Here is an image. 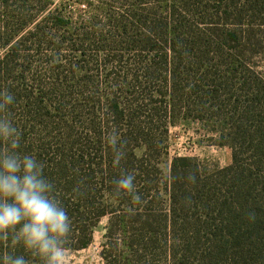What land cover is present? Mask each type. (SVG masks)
Wrapping results in <instances>:
<instances>
[{"label":"trees","instance_id":"obj_1","mask_svg":"<svg viewBox=\"0 0 264 264\" xmlns=\"http://www.w3.org/2000/svg\"><path fill=\"white\" fill-rule=\"evenodd\" d=\"M80 2L0 0V89L13 97L0 117L19 105L18 151L34 152L69 218L66 249L91 244L107 216L103 264H264V77L236 44L264 24V0H96L77 15L89 24L73 27ZM31 46L56 53L45 58L55 78L66 47L68 66L83 71L77 84L12 85ZM92 65L104 86L88 74ZM18 70L24 78L27 69ZM181 119L212 124L231 162L207 171L174 156L161 186L153 158ZM31 124L43 134L29 150ZM122 174L133 176L132 193L116 189ZM162 192L167 208L155 212ZM15 254L39 264L19 246Z\"/></svg>","mask_w":264,"mask_h":264},{"label":"rangeland","instance_id":"obj_2","mask_svg":"<svg viewBox=\"0 0 264 264\" xmlns=\"http://www.w3.org/2000/svg\"><path fill=\"white\" fill-rule=\"evenodd\" d=\"M57 2L58 0H53ZM96 0H81L80 3L73 4L72 7V22L71 25L73 27L78 25H87L88 22L85 19L79 20L77 15L79 13H83V9H85V5L87 2H95ZM204 5V2H202ZM237 7V6H235ZM235 11V8H232ZM203 10L198 8L195 10L197 13H203ZM210 12V9H207ZM202 15V14H200ZM222 17L221 15H219ZM77 17V18H76ZM85 17V16H84ZM234 16H227V21H230V18ZM81 21V22H80ZM223 28L229 29H239L238 25H229V23L225 24ZM241 28H244L242 26ZM251 31L256 32L253 36H243L241 39V45L239 47V43L237 44V51L241 50L245 53H252L251 60L253 62V67L261 73L264 77V24L262 25H253L250 27ZM61 33L58 32L54 36L51 34L53 39L59 38ZM249 39V40H246ZM214 40V38H213ZM215 47V46H214ZM36 46H31V49H27L28 51H23L20 55H27V59L29 60H17L15 66V71L13 72L12 85H17L18 83H41V84H59V85H66V84H77L78 77L83 73V71H79L74 69V67L68 66V62L65 61L71 53L66 47H63L58 54H60V58L62 60L57 61L61 63L62 66L59 69L60 77H50L51 68L50 64L45 61L46 57L51 56V54L56 55L53 51L49 50H41L39 52L35 51ZM223 49L227 51V48L223 46ZM65 57V58H64ZM92 71H89L88 74H92V78L94 79L96 84L103 85L104 81V73L102 71V67H98V70H95V66L92 65ZM27 69L24 73V78H17L19 75L18 69ZM89 69V67H88ZM53 76V75H52ZM65 76V78H64ZM19 105L14 104L13 106H9L8 110L4 112V118L8 119L14 127L20 124L22 119L21 115L19 114ZM32 128L30 129L31 132L26 134V140L24 142L25 146L30 150L33 147V142L38 141L37 137L42 135L43 132L37 134L38 131V124L35 126L30 125ZM213 125L210 123H202L195 120H179L175 126L169 127L168 136L165 141L166 149L161 151L159 155H154L153 163L158 168V171L153 170V176L158 178V182H160L161 186L163 185L165 179L168 176L169 166L171 158L174 156H190L195 157L199 162V165L209 171L214 168H219L228 165L231 162V150L227 145H217L216 143V133L212 130ZM18 133V132H17ZM23 140V138L19 137V141ZM43 142L46 141L42 138ZM28 142L31 143L28 144ZM35 145V144H34ZM46 148V147H45ZM44 153V152H43ZM135 153L139 155L141 153V149L135 150ZM34 152H31L30 155L33 156ZM50 150H47L44 154H42V158L51 157ZM167 195L165 193H160V197L156 198L154 202L151 204V209H154L155 212H158V209H166L167 208ZM107 225V216L102 217L97 226L94 228L93 231V240L91 244H89L86 248L80 250H70L66 249L67 255L65 264H103V260L100 256V249L101 244L104 242V233L106 231ZM105 230V231H104ZM121 248V246H119ZM194 251H191L193 254ZM231 259L223 262V264H229Z\"/></svg>","mask_w":264,"mask_h":264},{"label":"clouds","instance_id":"obj_3","mask_svg":"<svg viewBox=\"0 0 264 264\" xmlns=\"http://www.w3.org/2000/svg\"><path fill=\"white\" fill-rule=\"evenodd\" d=\"M13 97L0 89V108ZM0 238L8 241L10 251L0 252V264H29L25 255L15 254L17 246L36 258L39 264H65V239L69 218L51 195L52 185L43 176L42 165L34 156L18 151L19 137L12 123L0 117ZM119 152L114 158L118 159ZM116 189L134 190L133 176L122 174Z\"/></svg>","mask_w":264,"mask_h":264},{"label":"water","instance_id":"obj_4","mask_svg":"<svg viewBox=\"0 0 264 264\" xmlns=\"http://www.w3.org/2000/svg\"><path fill=\"white\" fill-rule=\"evenodd\" d=\"M105 231V230H104Z\"/></svg>","mask_w":264,"mask_h":264}]
</instances>
